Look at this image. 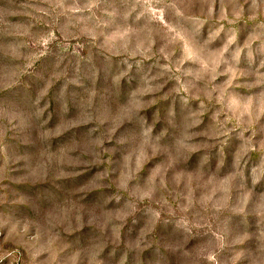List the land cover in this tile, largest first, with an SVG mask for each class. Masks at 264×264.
Masks as SVG:
<instances>
[{"label": "clouds", "instance_id": "9594fccd", "mask_svg": "<svg viewBox=\"0 0 264 264\" xmlns=\"http://www.w3.org/2000/svg\"><path fill=\"white\" fill-rule=\"evenodd\" d=\"M215 5L124 0L105 14L133 51L100 0L42 10L0 77V264H264V0H222L219 26ZM60 15L104 42L37 75Z\"/></svg>", "mask_w": 264, "mask_h": 264}, {"label": "rangeland", "instance_id": "374dc122", "mask_svg": "<svg viewBox=\"0 0 264 264\" xmlns=\"http://www.w3.org/2000/svg\"><path fill=\"white\" fill-rule=\"evenodd\" d=\"M52 0H0V77H3L4 73L11 70L13 61L11 60V54L15 49V45L24 43L30 40L31 34L35 36L39 33H46L50 30V25L53 21L52 16L45 15L43 9L48 8L49 3ZM66 3H78L84 4L91 2V0H65ZM171 0H161V3H170ZM222 0H216L214 15L217 20V25L224 23L220 20L221 12L226 15L230 11L227 7L221 10ZM227 4V0H223ZM124 0H100V9L97 10V15L107 23L104 26L105 33H112L111 43L116 47H126L129 51L141 48L143 49L149 44V41L144 40V35L140 37L135 35L129 36L116 32L119 25L123 24V18L120 15L108 16L105 12H112L116 10L120 12L123 10ZM86 14V13H85ZM148 14L151 16H159V13L155 8H149ZM230 18V17H229ZM173 19L171 10H168L165 14V20L171 21ZM47 21V23H44ZM92 22H89V26ZM56 24V36L57 40L53 41L48 47L49 51L46 55L41 57L35 65L36 74L46 77L53 69L57 60L63 56V63L67 64L69 60L75 64L78 59L76 53L80 55H87L91 50L93 55L99 53V49L96 45L104 42V37L98 35L96 44L91 42V38L88 35L80 34L81 29L85 27V22L81 21L77 24L74 18L70 15H60L55 20ZM205 33L208 29V22L205 21ZM63 31L64 35L61 34ZM67 36V39L64 36ZM44 45H48L47 38L41 42ZM67 48H64V45ZM167 44V34L162 27H158L157 30L150 34V52H158L160 49H165ZM83 45V48L80 47ZM30 50V44L23 51L28 52ZM139 59V57H134ZM147 63V62H146ZM141 73H138L135 66L133 67L131 75L138 77ZM35 79V77H34Z\"/></svg>", "mask_w": 264, "mask_h": 264}]
</instances>
